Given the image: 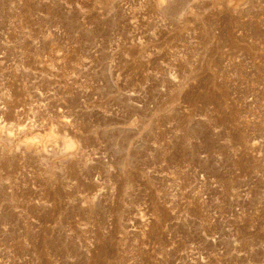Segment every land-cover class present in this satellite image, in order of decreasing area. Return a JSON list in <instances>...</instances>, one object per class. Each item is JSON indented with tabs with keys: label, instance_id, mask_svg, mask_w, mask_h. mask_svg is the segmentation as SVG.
<instances>
[{
	"label": "rangeland",
	"instance_id": "obj_1",
	"mask_svg": "<svg viewBox=\"0 0 264 264\" xmlns=\"http://www.w3.org/2000/svg\"><path fill=\"white\" fill-rule=\"evenodd\" d=\"M0 264H264V0H0Z\"/></svg>",
	"mask_w": 264,
	"mask_h": 264
},
{
	"label": "bare ground",
	"instance_id": "obj_2",
	"mask_svg": "<svg viewBox=\"0 0 264 264\" xmlns=\"http://www.w3.org/2000/svg\"><path fill=\"white\" fill-rule=\"evenodd\" d=\"M69 143V147L72 146V143L68 142Z\"/></svg>",
	"mask_w": 264,
	"mask_h": 264
}]
</instances>
